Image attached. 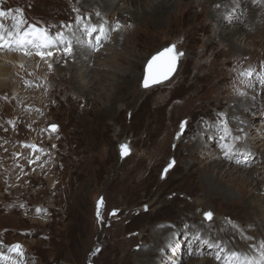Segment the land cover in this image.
Returning <instances> with one entry per match:
<instances>
[{"label": "rangeland", "instance_id": "rangeland-1", "mask_svg": "<svg viewBox=\"0 0 264 264\" xmlns=\"http://www.w3.org/2000/svg\"><path fill=\"white\" fill-rule=\"evenodd\" d=\"M240 1V27L247 25L251 3L257 2L261 9L256 8L255 25L233 37L234 44L241 45V50H233L227 37H218V27L209 12L211 3L206 4V0H175L178 9L172 12L176 9L180 13L159 26L148 23L149 27L142 21L131 25V19L132 23L124 15H115V8L106 14L94 11L83 0H0V8L13 10L15 15V10L23 9L28 23L52 34L64 30L71 36L78 14L83 20L94 18L97 24V19L103 20L111 29L117 21L122 25L118 31H108L99 50L92 51L97 54L107 44L100 58L92 57L86 63L80 64L75 51L70 57L55 49L51 58L41 59L31 52V58L25 55L28 60L17 59L21 62L13 66L0 60V65L8 68L7 73L3 71L0 87V252L19 264H140L148 261V250L157 246L150 231L169 228L176 242L182 233L190 236L189 229L198 226L203 228L199 231L202 239L216 236V223L229 231L243 230L240 224L252 219L254 207L264 202L256 192L245 191L248 185L242 177L249 173L242 174L239 168L257 169V173L260 168L264 170V145L262 141L252 142L259 132L264 134V86L256 79L264 68V0ZM4 23L6 30H11L12 20L6 17ZM97 34L89 39L95 42ZM119 34L121 41L127 40L126 47L117 42ZM173 44L183 52L174 74L143 88L147 60ZM18 53L21 51L0 48V56ZM112 53L121 59H140L135 78L133 72L120 82L107 76L117 68L121 74L129 67L124 61L105 66L102 55ZM86 66L87 76L77 80H87L88 85L76 86L70 72ZM248 68L255 70L251 86L241 83L239 75ZM237 88L246 95H238ZM249 98L258 106L253 111L262 116L250 114L251 108L247 111L241 106ZM220 113L228 118L233 134L245 137L237 147L246 151L234 159L227 160L219 147L216 124ZM245 114L253 119L248 129ZM182 121L187 125L177 138ZM52 124L58 125L57 131L49 129ZM125 143L130 154L121 156L120 145ZM25 144H35L43 151L34 152ZM173 159L175 165L165 174ZM220 161L239 169L229 174L217 171L213 165ZM257 173L252 176L260 185ZM218 193H228V200L213 198ZM260 195L264 196V191ZM101 198L102 219H98L97 202ZM194 198L203 205L194 204ZM114 209L118 211L111 215ZM208 211L213 213L211 221L204 219ZM198 242L183 245V249L161 247L159 254L166 258L159 259V264H188L192 257L213 259L212 252L226 249L206 248L196 255ZM14 244L22 245L23 258L8 252ZM259 247L261 244L252 249ZM228 251L240 252L241 264H257L264 256V249L252 251L241 244ZM222 256V260L215 257L214 262L224 264Z\"/></svg>", "mask_w": 264, "mask_h": 264}, {"label": "bare ground", "instance_id": "bare-ground-1", "mask_svg": "<svg viewBox=\"0 0 264 264\" xmlns=\"http://www.w3.org/2000/svg\"><path fill=\"white\" fill-rule=\"evenodd\" d=\"M230 1H232V0H215L212 3V2H210V0H206V4L211 3L209 6L212 7V9H209V12H210V16H212V18H211L212 19V22L215 23L214 25L216 27H218L217 28V30H218V33H217L218 34V37H222V36L227 37L228 38V42L233 47V50L234 49L235 50H237V49L238 50H241V45L240 44L239 45L234 44L233 40H235V39H233V37L235 35H237L240 32L241 29H246L247 27H253L255 25V20L257 19V17L255 16V14L257 12L256 8H258V10H260L261 9V6L257 2L254 3V4L251 3L250 4V9L247 10V12H246V16L248 15L247 20H246L247 21V25L240 27V26H238V24H239L238 21H239V19L242 20V11H243V9L241 8L242 2L240 0H233V2H230ZM83 3L85 4V6L94 9V11H101L103 14H106L107 12L113 11V9L115 8L116 9L115 15H118V17H120V18L123 17V15L126 16L127 17V21H130L131 22V20H132L134 22L131 25H136V23L142 21V22H145L147 26H148V23L159 26V25L162 24L161 22L164 23V22L168 21V17H170V16L173 17V16H176V15H178L180 13V10H176L178 8H176L175 5H174L175 4V0H83ZM216 4H217V7L219 6L218 8H214L213 7ZM223 6L225 7L224 9H223ZM173 8H176V9H174L173 12H172V9ZM244 10H246V9L244 8ZM87 11H89V10H87ZM229 15H232V16H229ZM224 17H226L227 20ZM106 19H107V17L104 20H106ZM88 21H89V18L84 20L85 23H87ZM96 21H98V23H100V24H103V22H104L103 20H100V19H97ZM120 21H121V19H120ZM91 23L92 24H96V25H100V24H97L95 22V19L94 18H91ZM104 24H105V22H104ZM75 27L76 28L73 31L77 30L79 26L76 25ZM110 30H111V28L108 27V31H110ZM71 34H72V32H70V35ZM76 34L80 37V42L79 43H74V45L77 44V47L75 46V49L73 51H75V56L74 57L80 62V64L86 63V61H90V58L95 57V56L97 58H100V54H102L104 52V50L106 51V49H103V48L107 44L106 45L103 44L102 45L103 47L100 49L101 51H99L97 54H93L96 51L92 52L93 51L92 50V47L87 43V40H89L90 37H87L84 33L79 32V31H76ZM243 34H244V32H243ZM114 38H116L115 34L112 35V39H114ZM126 41H125V39L123 41H121V34L118 35L117 42L123 43L122 45H124V47H126V45H127L126 44L127 43ZM110 42H111V40H110ZM80 45H82V46L84 45L87 48H83L82 49ZM29 51L32 52V53L33 52L36 53V51L34 49H29ZM35 53H34V55H35ZM113 53H115V51ZM113 53H112V55L110 54L108 56L107 55H102V58H104L103 64H105V66L106 65L108 66L109 64H112L113 65V64H115L116 61H120V62H123L124 61V62H127L128 63V66L129 67L128 68L126 67L127 68V70L125 69L126 72L125 71L123 73L121 72V74L116 71L118 69L117 68V69H115V71H112L111 72L112 74L111 73H107V76L111 75V77L118 78V81L120 82L121 80H128L127 78L128 77H131V76H129V74L131 72H133L132 76L135 78V76H134L135 74L134 73L140 67V62H139L140 59L138 61L133 60V59H128V58H127V60L125 58L121 59V58H119L117 56L116 57L113 56ZM23 55L25 56L24 52L21 51V54L18 53V54H14V55H3V56H0V60H2V61L5 60L6 63L8 61L10 64L12 63L11 66H13V65H15V62H21V61H18L17 59H21L23 61H24V59H26L27 56L24 57ZM37 56H34V57H37ZM29 58H31V55L29 56ZM182 59H183V56L180 57V60H182ZM26 60H28V59H26ZM66 61H70V60H67L66 59ZM13 62H14V64H13ZM2 64L0 65V87L2 86V83L1 82L3 81V78H4L3 74L4 73H7L6 70L8 69V68L5 69L4 66L2 67ZM87 66L85 68L82 67L83 69H81V67L78 68L77 72H74L73 70H71V71H73V72H70L71 78L75 81V85L76 86H77V84H78L79 87H83V86H87L88 85V82L89 81H87V80L84 81L85 83L84 82H80V81L77 80V79H82L84 76H87L85 74L87 72V70L89 69ZM11 68H13V70L15 69L14 67H10V70H11ZM119 68H121V67H119ZM3 71H4V73H3ZM9 73L10 72H8V74ZM11 75L13 76V74H11ZM136 77H137V75H136ZM91 79H89V80H91ZM38 90H39V88H38ZM27 91H30V90H27ZM18 93H19V91H18ZM19 94H21V93H19ZM29 94H31V93L29 92ZM241 106H243V108L245 107V110H247V111H249L248 108H251L250 110H252V111H249L250 114L251 113H255L258 116L259 115L262 116L261 114L257 113L256 111H253L256 108L257 105L255 106L254 101L251 100L250 98H249L248 102L243 103ZM248 114H245V116L248 117L247 120H246L247 123H248V126L246 127V129L250 128L253 125L252 124L253 119H252L251 115H248ZM240 115H243V114H240ZM263 129H264V124H263ZM256 136H257V138L252 141L253 144H256V143L262 141V144L261 145H264V141H263L264 140V134H260V132H259ZM262 138H263V140H262ZM196 145H197V147L204 148V146L202 145V143H196ZM263 151H264V149H263ZM248 157H249V159H251V157L249 155H248ZM241 158H242V156H241ZM232 159H234V158H232ZM247 161H245V162H247ZM213 166H215V167L218 168L217 171H223L224 170L223 173H226V174H229L230 172H233L234 170L237 171V169H239V168L242 171V174H244L245 172L249 173L250 176L249 175L248 176L243 175L244 178L242 177V179L246 180V183L248 185V189L245 190V191L246 192H251V193L252 192H256V194H255L256 197H260V199H262L264 201V196H261L260 195V193H262V191H264V187H263L264 170H261V168H260V171L257 173L256 172L257 169H253V168L252 169H249V170H246L248 168H245V167H242V166H239V168L236 167V166H232L231 167L230 164H228L227 161L226 162H221L220 161L219 163L217 162ZM254 172L257 173V174H259L261 176V178H259V179H261L260 185H259L258 180L256 179V177H253L252 176ZM206 189H208V187ZM249 195H250V193H249ZM213 198H219L221 200H228L229 194L228 193L213 194ZM193 203L194 204H199L197 206H200L202 204V203H200V199H198V198H196V199L194 198L193 199ZM254 212L256 213V215L253 218L251 217L252 219H250V220L249 219H246V220H248V222L246 224H242V225L240 224V227L243 226V228H242L243 230H240L239 228H235V229H230V231H229L227 229V227H222V223H220V224L219 223H216L219 226V228L216 230V233H217L216 236L215 235L214 236H210V238H208V236H207V240H209V242L212 245H214V246L213 247H209V246L203 245L199 241L198 244H197V246L195 245L196 246L195 252L198 251L196 255L199 254V250L202 251V253H204L203 252V249H206V248H210V249H212V251H214V249L220 250V246H222V247L226 248L227 250H232V249H235L236 246H238L239 244H241L242 246L247 247L249 250H252V251L257 250V249H264V247H259V248H253L252 249V246H256L257 244L260 245V244H262V242H264V202H261V204L256 205V207H254ZM152 228L153 227L151 226V229ZM189 231L192 232V233H190L191 234L190 236L189 235L187 236V235H185V233H182V238L176 240V242H174L172 240L171 237L173 235V233H172L173 231L170 230L169 228H166V229H164L161 232H160V230L158 232L156 231L154 233H152L150 231L151 238L153 237V235H155L154 238L152 239L153 240L152 242H156L157 243V246H155L156 248H154V250H152V249H149L148 250V255H146V257H149V258L146 259L148 261L142 260V261H140V264H159V262H158L159 259L166 258L165 255L163 256V254L162 255L159 254V251H160V248L161 247H164V250H168V249L176 248V247L178 249H183V245L185 247L192 246L193 243H194L193 242L194 236L197 233H199V235H201L200 232L203 231V228L201 226H198V229H195V230L189 229ZM189 231L185 230V232L187 234H189ZM217 243H219V248L218 247H215V245ZM158 249H159V251H158ZM236 251H238V249H236ZM211 255L214 258L216 257V253L215 252H212ZM214 258L213 259H205L204 258V259H201V260H197V259H194V257H192L191 260L188 262V264H216L214 262V260H215ZM194 261H196V262H194ZM246 263L247 262H244V264H246ZM6 264H11V262H6Z\"/></svg>", "mask_w": 264, "mask_h": 264}, {"label": "snow or ice", "instance_id": "snow-or-ice-1", "mask_svg": "<svg viewBox=\"0 0 264 264\" xmlns=\"http://www.w3.org/2000/svg\"><path fill=\"white\" fill-rule=\"evenodd\" d=\"M73 11H76L77 13L79 12L78 9H73ZM15 13H18V15H15L13 10L5 11L3 8H0V48L23 51L25 55H31L29 49H34L36 51V55H38L41 59H44L45 57L50 58L54 55L52 49H55L58 52H62L65 56H70L74 50V43L80 42V37L76 34V31L84 33L87 37H92L93 33H98L94 38L95 42H93L92 39L87 40V43L92 47L93 51H98L101 40L107 37L108 27L106 24H92L91 18H89L87 23H85L83 17L79 14L76 17V25L79 27L77 30L72 31L71 36H69L64 30L52 34L46 28H41L35 24L28 23L23 16V9H17L15 10ZM96 15L99 16L100 13L97 12ZM6 17L12 20L11 30H6L7 26L4 23V19ZM25 25L27 26L25 27ZM121 27L122 25L119 21H117L111 30L118 31ZM66 28L72 30L73 26L67 25ZM163 55L166 56L167 59L157 68L156 71L152 70V66L159 59V57H153L152 61L149 62L148 74L145 75L143 79L144 88H149L153 84L168 80L174 72L179 58L183 56V52L178 51L177 45L173 44L165 48ZM254 73L255 70L252 68L240 71L239 75L243 78L241 83L251 86V78ZM256 79H258L259 83L264 86V68H262L260 73L256 74ZM236 92L240 96L246 95V93L239 88L236 89ZM186 125L187 121L181 122V132L177 134V138H179V136L183 133ZM216 126L219 128V147L225 158L232 159L233 156L238 153H244L246 151L243 148L237 147V144L245 137L243 135L233 134V130L229 126L228 118H226L223 113L218 115ZM209 127H212V125H209ZM50 130L52 132L57 131L58 125H50ZM239 132L243 133V128H240ZM24 146L32 148L34 152L43 151V149L38 148L35 144H25ZM53 147H55V145H53ZM120 154L121 156H127L130 154L128 144L125 143L120 145ZM247 155H251V153L248 152ZM174 165L175 160L173 159L164 169V173L167 174L169 169H171ZM102 204L103 200L101 198V200L97 202L96 214L98 219H102L100 215V208ZM40 211L42 210L37 209V212ZM117 211L118 210L114 209L111 215H116ZM203 215L204 219L207 221H211L213 219V213L211 211L205 212ZM196 241H200L203 245L209 247L214 246L209 242V240L202 239L199 233H197L193 238V242L195 243ZM215 247L219 248V243H217ZM261 247H264V242H262ZM96 251L99 252L100 250L96 249ZM8 252L21 258L24 256L23 247L20 244L9 246ZM221 253L224 254V264H241L240 253L236 251H228L227 249H221L220 252H217L216 254L217 260L221 259ZM6 261H11V264H19V261L12 259L9 255H5L3 252H0V262ZM257 264H264V256H262L261 261H258Z\"/></svg>", "mask_w": 264, "mask_h": 264}, {"label": "water", "instance_id": "water-1", "mask_svg": "<svg viewBox=\"0 0 264 264\" xmlns=\"http://www.w3.org/2000/svg\"><path fill=\"white\" fill-rule=\"evenodd\" d=\"M165 48H166V47H163L162 49H160L159 51H157L156 53H154V54L149 58V60L147 61L146 65H145V69H144V75H143L142 82H141L142 87H143V79H144L145 75L148 74V71H149V62L152 61L153 57H159V59H158V60L153 64V66H152V70H153V71H156L157 68H158L160 65H162V64L165 62V60L167 59V57L163 55ZM177 65H178V62H177ZM176 69H177V66H176L174 72L176 71ZM174 72L171 74V76L174 74ZM171 76H170V77H171ZM163 82H164V81H163ZM161 83H162V82H161ZM157 84H160V83H157ZM153 85H156V84H153ZM153 85H152V86H153ZM143 88H144V87H143ZM49 129H50V125H49Z\"/></svg>", "mask_w": 264, "mask_h": 264}]
</instances>
